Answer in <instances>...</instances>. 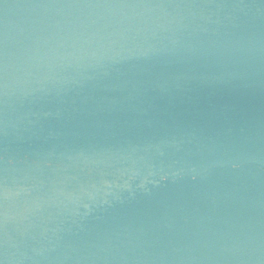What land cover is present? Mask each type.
<instances>
[{
	"label": "water",
	"instance_id": "95a60500",
	"mask_svg": "<svg viewBox=\"0 0 264 264\" xmlns=\"http://www.w3.org/2000/svg\"><path fill=\"white\" fill-rule=\"evenodd\" d=\"M0 264H264V0H0Z\"/></svg>",
	"mask_w": 264,
	"mask_h": 264
}]
</instances>
